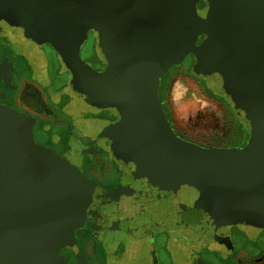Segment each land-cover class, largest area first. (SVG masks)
I'll use <instances>...</instances> for the list:
<instances>
[{
	"label": "water",
	"instance_id": "1",
	"mask_svg": "<svg viewBox=\"0 0 264 264\" xmlns=\"http://www.w3.org/2000/svg\"><path fill=\"white\" fill-rule=\"evenodd\" d=\"M17 1L25 29L57 40L74 94L119 118L99 137L129 177L135 202L124 211L128 230L141 238L167 230L200 253L229 244L221 227L248 222L264 229V10L218 0L215 23L199 26V0ZM242 30L244 40L237 37ZM92 31L107 64L103 72L81 55ZM209 31L234 50L227 70L251 134L243 150H207L182 140L161 99L171 63L202 52L196 48ZM35 124L0 103V264L12 255L73 247L76 229L111 213L97 182L36 143Z\"/></svg>",
	"mask_w": 264,
	"mask_h": 264
},
{
	"label": "flooded vegetation",
	"instance_id": "2",
	"mask_svg": "<svg viewBox=\"0 0 264 264\" xmlns=\"http://www.w3.org/2000/svg\"><path fill=\"white\" fill-rule=\"evenodd\" d=\"M234 1V5H240L241 0ZM17 2L0 0V103L35 118L34 139L37 128L44 136L43 143L35 139L36 143L50 148L62 159L67 158L76 167L73 169L97 182L111 201V213L76 229L73 247L62 246L57 252L44 255H12L6 264H82L83 259L86 264H197L198 258L207 264H242L241 257L255 264L263 258L264 229L248 222L221 227L218 234L229 239V244L213 243L200 253L176 242L167 230L151 238L137 237L128 230L124 211L135 202L132 190L131 196L125 193L126 188L131 189L129 177L112 157L109 141L99 137L119 118L108 110L100 111L88 105L74 94L65 77L72 74L59 56L57 40L25 29ZM217 2L198 1L194 12L200 20L199 26L204 22L215 23L212 20ZM243 2L261 12L264 10V0ZM203 38L205 36L201 35L198 47ZM207 46L208 42L204 50ZM50 49L55 51L52 56ZM206 58L204 51L186 54L174 61L168 75L162 79L161 88L174 70L186 72L201 65L207 66L210 74L201 76V80L207 78L211 83H218L212 75L215 69ZM74 96L81 99L83 106L80 103L72 105ZM65 98L69 101L65 102ZM166 116L169 119L167 111ZM106 163L112 166L108 174Z\"/></svg>",
	"mask_w": 264,
	"mask_h": 264
},
{
	"label": "rangeland",
	"instance_id": "3",
	"mask_svg": "<svg viewBox=\"0 0 264 264\" xmlns=\"http://www.w3.org/2000/svg\"><path fill=\"white\" fill-rule=\"evenodd\" d=\"M247 34L242 30L237 37L244 40ZM202 35L205 38L201 42L202 52L200 53H204V45L208 42L207 47L210 53L209 56H205L206 60L213 65V70L215 69L212 75H215L218 83H211L207 78L201 80V76H210L207 66L203 68L201 65L186 72L174 70L163 83L162 102L173 123L174 131L182 140L207 150L246 149L251 137L250 131L245 126L247 114L244 106L236 101L233 89L234 79L227 70L228 66L235 61L234 50L228 44L229 40L226 37L221 38L216 32L209 31ZM260 37L253 36L251 39ZM53 43L56 45L55 41ZM82 52L83 59L96 70L103 72L107 69L106 61L98 48L96 35H92V32ZM53 54L55 51L50 49V56ZM65 77L71 84L72 75ZM68 101L69 99L65 98V102ZM71 103L72 105L83 104L81 99L75 96ZM236 134L239 135L238 138ZM35 139L43 143L44 136L38 128L35 131ZM63 159L70 167L76 168L67 158L63 157ZM106 166L105 172L108 174L112 166L108 163ZM125 193L131 196V189L126 188ZM241 260L244 261L242 264H249L247 258L241 257Z\"/></svg>",
	"mask_w": 264,
	"mask_h": 264
},
{
	"label": "crops",
	"instance_id": "4",
	"mask_svg": "<svg viewBox=\"0 0 264 264\" xmlns=\"http://www.w3.org/2000/svg\"><path fill=\"white\" fill-rule=\"evenodd\" d=\"M255 264H264V257L257 260Z\"/></svg>",
	"mask_w": 264,
	"mask_h": 264
},
{
	"label": "trees",
	"instance_id": "5",
	"mask_svg": "<svg viewBox=\"0 0 264 264\" xmlns=\"http://www.w3.org/2000/svg\"><path fill=\"white\" fill-rule=\"evenodd\" d=\"M161 96H162V88H161ZM237 135V138L239 137V135L238 134H236Z\"/></svg>",
	"mask_w": 264,
	"mask_h": 264
},
{
	"label": "bare ground",
	"instance_id": "6",
	"mask_svg": "<svg viewBox=\"0 0 264 264\" xmlns=\"http://www.w3.org/2000/svg\"><path fill=\"white\" fill-rule=\"evenodd\" d=\"M4 69H5V67H3V71H5ZM5 72H6V71H5ZM6 73H7V72H6Z\"/></svg>",
	"mask_w": 264,
	"mask_h": 264
}]
</instances>
